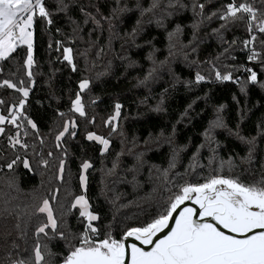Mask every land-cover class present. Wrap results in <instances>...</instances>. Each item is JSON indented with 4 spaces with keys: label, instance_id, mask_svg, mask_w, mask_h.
<instances>
[{
    "label": "trees",
    "instance_id": "trees-1",
    "mask_svg": "<svg viewBox=\"0 0 264 264\" xmlns=\"http://www.w3.org/2000/svg\"><path fill=\"white\" fill-rule=\"evenodd\" d=\"M228 1L196 0L205 4L203 17L211 16ZM152 2L63 0L67 8L58 10V0H45L53 23L48 25L38 16L35 18L32 80H28L24 65L26 46H18L0 60V81L9 79L19 85L23 80L30 88L22 111L38 128L33 130L25 122V128L20 129L21 139L28 144L26 151L9 146L8 136L16 132L13 125L5 124V133L0 134V264L29 257L36 240L35 228L46 219L36 213L44 198L49 199L59 218L75 196L84 192L101 217L97 226L114 224L113 234L119 238L121 229L140 226L155 216L178 185L185 181L202 183L203 177L214 174L221 160L226 162L231 157L233 161L231 171L225 163L221 172L225 176H239L245 182L264 176V132L258 129L264 124V89L259 83H248L246 93H241L240 85L217 81L212 70L213 65L222 73L236 66L238 70L232 75H240L245 56L241 42L248 36L246 17L229 21L221 30L222 41L213 29H221L224 21L218 16L204 19L195 15L193 0H171L173 7H166L170 0H158L160 7L141 15L137 4L147 8ZM247 2L264 11L261 0ZM124 8L129 10L119 11ZM160 20L162 25L157 23ZM194 23H198L195 29ZM177 25L181 32L169 39L168 33ZM257 35L264 40V36ZM233 39L237 44L229 47ZM57 41L61 42L59 47ZM64 47L72 49L75 71L63 59ZM256 47L261 50L259 40ZM254 67L258 79L264 81L259 62ZM196 72L206 80L196 84ZM84 78L90 81L89 89L81 92L86 118L69 111ZM239 79L247 78L240 75ZM20 98L14 89L0 86V100L4 101L0 113L8 115L7 108ZM116 103L122 107L118 127L113 131L105 121L113 114ZM218 115L226 127L213 129L215 142L209 145L203 134ZM69 118L77 121V134H66L57 148L55 135ZM93 119L94 123H90ZM237 125L240 135L256 137L251 161L247 159L249 146L234 134ZM87 131L108 138V150L101 153L98 142L86 139ZM198 148L193 171L189 165ZM63 149L68 155L61 180L58 167ZM174 153L176 167L171 168ZM18 154L27 155L31 171L22 163L12 170L5 166ZM213 155L215 159L210 164ZM85 159L92 167L86 172L87 186L83 190L79 166ZM41 160H48V165H42ZM53 195L55 201L51 199ZM78 215L72 209L65 217L72 231H82L77 227ZM41 242H47L46 238L41 237ZM49 246L54 252L62 250L58 243Z\"/></svg>",
    "mask_w": 264,
    "mask_h": 264
},
{
    "label": "snow or ice",
    "instance_id": "snow-or-ice-1",
    "mask_svg": "<svg viewBox=\"0 0 264 264\" xmlns=\"http://www.w3.org/2000/svg\"><path fill=\"white\" fill-rule=\"evenodd\" d=\"M261 4H264V0H261ZM180 6L186 7L185 5ZM158 7H160L158 0H153L147 8H141L139 3L137 4L141 15ZM166 7H173L171 0ZM66 8L67 5L63 3V0H58L57 9ZM192 9L195 15L203 17L205 4H198L196 0H193ZM128 10L127 8L119 9L122 12ZM113 11L115 12L116 9ZM37 16L48 25L53 23L45 0H0V60L9 57L17 50L18 46H26L24 65L28 70L29 81L33 78L31 69L35 63L33 27ZM85 16L89 17L91 14L85 13ZM213 16H218L221 21H224L221 29H213V32L220 36L222 41L224 37L221 35V30L228 22L243 20L246 17V32L249 38L244 39L241 43L243 48L247 49V60L259 62L261 71H264V40H260L257 35L258 31L260 36H264V11L256 8L252 3H248L247 0L244 2L230 0L211 16L203 18L211 19ZM92 20L99 24V21H96L94 17ZM85 23H87V19ZM136 23L139 25L140 21L137 20ZM157 23L162 25V20ZM197 27L198 23H194L193 28ZM135 32L136 29L133 28V33ZM180 32L181 26L177 25L173 32L168 33L169 39ZM257 40H259L261 49L259 51L256 47ZM56 43L59 47L61 42L57 41ZM236 44L237 40L233 39L229 42V47H234ZM227 51L228 48L225 49V52ZM63 59L72 67L73 71L76 70L70 47L63 48ZM240 67L247 74L246 81H241L239 77L235 78V83L240 85L241 93H246L248 83L252 85L259 83L260 88L264 89V81L258 79L257 71L244 65H240ZM212 70L217 81H231L234 79L232 72L238 69L236 66H232L231 71L222 73L213 65ZM205 80L204 75L196 72V84ZM0 86L14 89L21 94L18 103H13L7 108L8 115L0 114V134L5 133V124L13 125L16 132L14 135L8 136V144L13 149L19 148L26 151L28 144L21 139L20 129L25 128L26 122L33 130L38 131L37 124L22 111L30 88L25 86L23 80L19 81L18 85L9 79L0 81ZM89 86V79L80 80V91L76 92L75 99L71 100L69 110L71 113H78L81 117L86 118L81 92L89 89ZM233 99L235 100V96ZM3 103L4 101L0 100V104ZM121 107L120 103H116L113 114L105 121V124L113 131H116L118 127L116 121L120 117ZM220 107L223 108V105ZM60 115L64 116L65 114L60 113ZM241 119H243V115ZM90 123H94V119ZM219 127H226V125L218 115L215 121L210 122L203 134L209 145L215 142V137L212 134L213 129ZM77 129L78 124L75 119L64 120L62 129L55 135L56 147H61L62 138H65L66 134L75 137ZM258 129L264 132V124L258 125ZM27 134V130H25L24 136ZM234 134L249 146L247 159L251 161L256 137L240 135L238 125ZM86 139L98 142L102 146L101 153L107 151L110 145L108 138L98 135L94 131H87ZM62 151L63 156L59 159L58 167V178L61 180L68 155L67 149ZM215 151V148H212L213 154ZM198 152L199 148L197 153L193 154L192 162L189 165L193 171H195ZM48 155L51 156L52 153L49 152ZM214 159L215 155L209 159V163L211 164ZM18 163H22L25 169L31 171L27 155L18 154L5 166L12 170ZM40 163L47 166L49 162L41 160ZM225 163L231 171L233 161L229 157L226 162L220 161L214 174L210 173L203 177L202 183L185 181L178 185L177 191L167 197L165 204L161 206L155 216L140 226L121 229L119 238L113 234L114 224L97 226L101 217L92 209L85 194L75 196L70 208L62 211L59 218L49 199L44 198L42 203L37 206L36 213L43 214L46 219L35 228L36 240L32 246L31 254L27 259H13L10 264H54L56 260L59 261V264H264V176L260 180L251 182H245L239 176H225L221 174ZM116 166V163H113V168ZM91 167L92 164L87 159L80 163L79 183L82 189H86V172ZM170 167H176L175 153L171 159ZM185 174H187V169ZM51 199L55 201L56 196L53 195ZM185 201H191L192 204L182 207L185 205ZM72 209H76L79 213L77 227L82 228V231H72L65 219ZM174 213L178 214L174 215ZM173 221L174 223H170ZM165 230H167L166 233ZM158 234L160 235L158 236ZM41 237L46 238L47 242L42 243ZM129 238H134L139 244L128 243ZM52 243L61 244L62 250L54 252L49 246Z\"/></svg>",
    "mask_w": 264,
    "mask_h": 264
},
{
    "label": "built area",
    "instance_id": "built-area-1",
    "mask_svg": "<svg viewBox=\"0 0 264 264\" xmlns=\"http://www.w3.org/2000/svg\"><path fill=\"white\" fill-rule=\"evenodd\" d=\"M229 2H230V0L228 1V3H229ZM257 34H258V31H257ZM248 38H249V35L247 36L246 39H248ZM243 50H244V53H245V56H244V64H243V65H244L245 67L253 68V70H255L254 63H256V61H248V60H247V49L243 48ZM255 71H256V70H255ZM240 75H244V76H246V78H247V74L243 71V68L241 69V73H240ZM240 75L237 76V77H240ZM235 78H236V77H234V79L231 80V81L235 82Z\"/></svg>",
    "mask_w": 264,
    "mask_h": 264
},
{
    "label": "water",
    "instance_id": "water-1",
    "mask_svg": "<svg viewBox=\"0 0 264 264\" xmlns=\"http://www.w3.org/2000/svg\"><path fill=\"white\" fill-rule=\"evenodd\" d=\"M190 204H192L191 201H185V205H182V207H183V206L190 205ZM193 206H195V205H193ZM176 214H178V213H174V215H176ZM170 223H174V221H173V222H170ZM166 232H167V230H165V233H166ZM159 235H160V234H158V236H159ZM127 242H128V243H133V242H135V243L139 244V242H138V241H135L134 238H129ZM146 247H147V246H146Z\"/></svg>",
    "mask_w": 264,
    "mask_h": 264
},
{
    "label": "rangeland",
    "instance_id": "rangeland-1",
    "mask_svg": "<svg viewBox=\"0 0 264 264\" xmlns=\"http://www.w3.org/2000/svg\"><path fill=\"white\" fill-rule=\"evenodd\" d=\"M1 114V113H0ZM84 190V189H83ZM82 194H84V192L82 193ZM81 195V194H80Z\"/></svg>",
    "mask_w": 264,
    "mask_h": 264
}]
</instances>
